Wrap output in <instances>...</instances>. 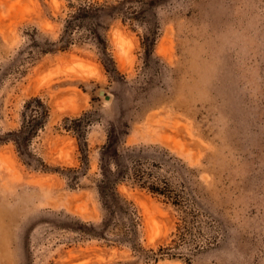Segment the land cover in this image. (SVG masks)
Instances as JSON below:
<instances>
[{
	"label": "rangeland",
	"instance_id": "obj_1",
	"mask_svg": "<svg viewBox=\"0 0 264 264\" xmlns=\"http://www.w3.org/2000/svg\"><path fill=\"white\" fill-rule=\"evenodd\" d=\"M104 1L0 0V264H264V0H154L146 18L114 19L105 34L118 72L94 41L38 51L60 39L76 6ZM34 97L50 117L22 155L11 132ZM84 115L88 169L83 137L66 128ZM113 124L122 148L181 161L198 200L180 209L122 184L136 248L88 233L104 216L93 180ZM162 246L176 256L147 258Z\"/></svg>",
	"mask_w": 264,
	"mask_h": 264
},
{
	"label": "trees",
	"instance_id": "obj_2",
	"mask_svg": "<svg viewBox=\"0 0 264 264\" xmlns=\"http://www.w3.org/2000/svg\"><path fill=\"white\" fill-rule=\"evenodd\" d=\"M136 0H105L104 2H85L75 7L66 20L65 27L60 39L55 43H48V47L38 49L41 53H49L58 50H67L75 42L94 41L99 49L103 64L107 71L118 72L115 60L109 50V42L105 32L110 27V22L121 18L124 22H134L139 18H146L147 12L152 9L154 0H141L140 6ZM138 8L140 10L138 11ZM159 23H150L147 33L143 37L142 47L146 57L154 54L155 45L159 36ZM33 37V43H36ZM31 54H35L32 50ZM27 112L23 113V125L20 130L11 132L13 141L17 145L22 155H28V148L31 139L42 129L49 117L50 108L44 104L40 97L30 99L26 105ZM93 122L90 115H84L73 119V125L66 128L76 131L79 138L83 137L84 142H80L84 152V165L86 169L89 165V143L87 141V129ZM128 130V123L121 124ZM116 124L112 125L113 130L108 136V141L99 151V170L94 177L95 188L98 192L102 208L104 211L103 220L100 224L98 237L106 238L110 233H114L120 242H129L136 248L135 242L138 239V222L132 203L121 193L119 187L122 184H131L147 190L157 197L164 198L180 209H188L191 204H198L196 195L187 185V179L183 176L185 165L178 159L169 155L166 150H159L154 147H128L122 148L123 140L119 139L116 133ZM120 134V133H119ZM128 131H125V135ZM84 147V148H83ZM158 153L159 160L152 153ZM173 160L175 162L171 163ZM169 167L165 170V167ZM172 170V171H171ZM165 173H162V172ZM170 172H172L170 174ZM175 173L180 178L176 186L172 181ZM86 174V173H84ZM170 174V175H169ZM79 176H73L74 181H78ZM180 188V189H179ZM184 218V226L178 228L179 237L184 238V229L188 230V220ZM87 233V232H86ZM217 237H213L209 244L215 243ZM170 247H160L159 252L147 255L158 261L160 256L169 255L175 257L176 253H169Z\"/></svg>",
	"mask_w": 264,
	"mask_h": 264
},
{
	"label": "bare ground",
	"instance_id": "obj_3",
	"mask_svg": "<svg viewBox=\"0 0 264 264\" xmlns=\"http://www.w3.org/2000/svg\"><path fill=\"white\" fill-rule=\"evenodd\" d=\"M86 70V69H85Z\"/></svg>",
	"mask_w": 264,
	"mask_h": 264
}]
</instances>
